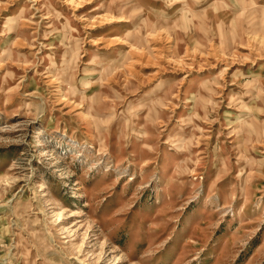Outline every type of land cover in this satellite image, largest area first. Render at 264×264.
<instances>
[{
    "label": "rangeland",
    "instance_id": "obj_1",
    "mask_svg": "<svg viewBox=\"0 0 264 264\" xmlns=\"http://www.w3.org/2000/svg\"><path fill=\"white\" fill-rule=\"evenodd\" d=\"M0 264H264V0H0Z\"/></svg>",
    "mask_w": 264,
    "mask_h": 264
}]
</instances>
